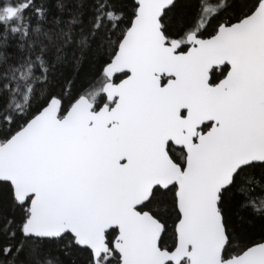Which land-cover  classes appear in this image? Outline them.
<instances>
[{"label": "snow or ice", "instance_id": "1", "mask_svg": "<svg viewBox=\"0 0 264 264\" xmlns=\"http://www.w3.org/2000/svg\"><path fill=\"white\" fill-rule=\"evenodd\" d=\"M0 264H264V0H0Z\"/></svg>", "mask_w": 264, "mask_h": 264}]
</instances>
